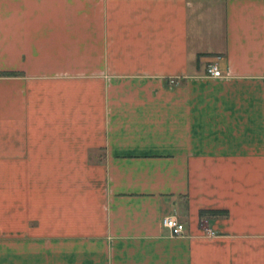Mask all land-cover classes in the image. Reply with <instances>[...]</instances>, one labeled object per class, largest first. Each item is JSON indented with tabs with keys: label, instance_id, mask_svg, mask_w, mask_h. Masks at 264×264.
<instances>
[{
	"label": "crops",
	"instance_id": "1",
	"mask_svg": "<svg viewBox=\"0 0 264 264\" xmlns=\"http://www.w3.org/2000/svg\"><path fill=\"white\" fill-rule=\"evenodd\" d=\"M0 264H264V0H0Z\"/></svg>",
	"mask_w": 264,
	"mask_h": 264
},
{
	"label": "built area",
	"instance_id": "2",
	"mask_svg": "<svg viewBox=\"0 0 264 264\" xmlns=\"http://www.w3.org/2000/svg\"><path fill=\"white\" fill-rule=\"evenodd\" d=\"M205 74L206 76L212 78H219L221 76L215 64L213 63H210L206 66ZM161 224L169 231L171 235H180L183 231V225L172 215L162 217Z\"/></svg>",
	"mask_w": 264,
	"mask_h": 264
},
{
	"label": "trees",
	"instance_id": "3",
	"mask_svg": "<svg viewBox=\"0 0 264 264\" xmlns=\"http://www.w3.org/2000/svg\"><path fill=\"white\" fill-rule=\"evenodd\" d=\"M201 213H204V212H201Z\"/></svg>",
	"mask_w": 264,
	"mask_h": 264
}]
</instances>
